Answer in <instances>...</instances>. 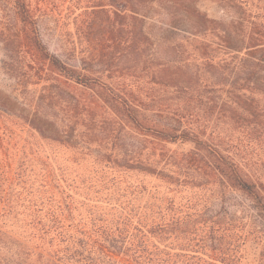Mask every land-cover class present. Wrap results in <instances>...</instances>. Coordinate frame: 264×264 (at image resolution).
<instances>
[{"label": "trees", "instance_id": "16d2710c", "mask_svg": "<svg viewBox=\"0 0 264 264\" xmlns=\"http://www.w3.org/2000/svg\"><path fill=\"white\" fill-rule=\"evenodd\" d=\"M0 49V264H244L264 245V0H0Z\"/></svg>", "mask_w": 264, "mask_h": 264}, {"label": "rangeland", "instance_id": "374dc122", "mask_svg": "<svg viewBox=\"0 0 264 264\" xmlns=\"http://www.w3.org/2000/svg\"><path fill=\"white\" fill-rule=\"evenodd\" d=\"M74 0H72L73 2ZM59 7L57 9V11H61L62 13H65L66 11H68L66 9V7L70 4L68 2H65L64 4L61 3V1H57L56 3ZM51 6V5H50ZM82 8H78L77 10H75L76 12L74 13V15L76 13H79L80 10ZM203 9L207 10L209 12V14L213 15V16H220L221 11L219 10V8L217 6H215L214 4L210 3V2H205L203 5ZM74 17V16H73ZM66 22V29L65 31L69 32V33H74V21L73 18H67L65 20ZM52 44V43H51ZM5 56L4 53L2 52V50L0 49V90H3L5 92H9L12 90V87L14 85V80L9 78V76L7 74H5V71L2 67V61L5 60ZM3 121L5 122V124L11 128L12 130H14L19 137L22 136L26 137L27 136V132L25 131V128L19 124H21V121L14 118V117H3ZM23 129V130H22ZM31 140H35L38 141L40 148L46 153V152H53L54 155L56 156L57 160L59 163H64L65 165L67 164L68 166L70 165L71 161L68 159V156L70 155V151L66 150L64 147H61L60 145L57 144H50L47 141H43L40 138H38L37 136H34L30 138ZM81 169L83 168H87L86 165H81ZM72 169V168H71ZM76 174V173H73ZM153 179V178H151ZM154 180V179H153ZM151 181V180H150ZM154 181H152L153 184ZM76 198L79 199V201H82V197L79 195H76ZM95 202L91 201L89 204H93ZM80 203H78V207L80 208V210L83 212V214L85 215L87 212V206H82L80 207ZM103 208L99 209L102 210L104 212H107L108 207H107V203L104 202H100V204ZM92 206V205H91ZM251 245V244H250ZM264 245L263 242H261L260 245L254 244L253 246H249L248 245V249H246V259L244 260V264H255L256 263V259L258 258V255L261 251L264 252Z\"/></svg>", "mask_w": 264, "mask_h": 264}]
</instances>
